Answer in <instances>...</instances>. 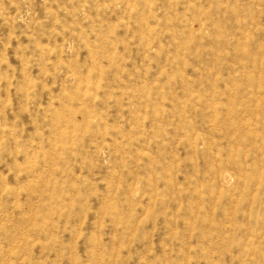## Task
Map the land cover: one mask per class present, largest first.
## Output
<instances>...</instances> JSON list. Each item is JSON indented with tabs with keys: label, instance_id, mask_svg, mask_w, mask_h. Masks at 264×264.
Wrapping results in <instances>:
<instances>
[{
	"label": "rangeland",
	"instance_id": "rangeland-1",
	"mask_svg": "<svg viewBox=\"0 0 264 264\" xmlns=\"http://www.w3.org/2000/svg\"><path fill=\"white\" fill-rule=\"evenodd\" d=\"M0 264H264V0H0Z\"/></svg>",
	"mask_w": 264,
	"mask_h": 264
}]
</instances>
